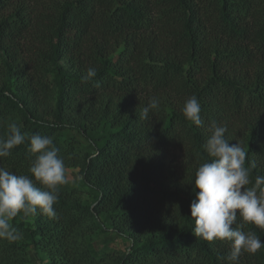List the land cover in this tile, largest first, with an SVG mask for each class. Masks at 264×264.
<instances>
[{
	"label": "trees",
	"instance_id": "trees-1",
	"mask_svg": "<svg viewBox=\"0 0 264 264\" xmlns=\"http://www.w3.org/2000/svg\"><path fill=\"white\" fill-rule=\"evenodd\" d=\"M193 95L200 126L182 112ZM213 120L264 175V0H0V138L12 121L51 136L69 181L55 218L11 221L0 264H231L190 213ZM28 143L0 167L30 176Z\"/></svg>",
	"mask_w": 264,
	"mask_h": 264
},
{
	"label": "clouds",
	"instance_id": "clouds-1",
	"mask_svg": "<svg viewBox=\"0 0 264 264\" xmlns=\"http://www.w3.org/2000/svg\"><path fill=\"white\" fill-rule=\"evenodd\" d=\"M96 75V69L90 67L83 79L91 80ZM159 106V100L153 97L141 110V119H147L149 112ZM182 112L192 124L201 125V104L195 95L186 100ZM210 132L203 147L211 159L199 164L192 181L194 199L190 213L195 222L194 233L207 241L230 242L226 259L231 264H239L242 253L254 254L264 248L259 236L243 230L244 224L264 229V175H257L253 182L251 173L256 162L250 161L246 166V151L240 143H229L226 127L213 120ZM26 139L27 150L34 155L29 167L31 175H18L0 167V238L9 241L21 238L11 223L18 215L28 218L39 210L55 218L54 204L58 201L59 188L69 182L65 161L53 138L40 134L29 137L15 121L8 124L7 138H0V158L9 157L11 150L24 144Z\"/></svg>",
	"mask_w": 264,
	"mask_h": 264
},
{
	"label": "rangeland",
	"instance_id": "rangeland-1",
	"mask_svg": "<svg viewBox=\"0 0 264 264\" xmlns=\"http://www.w3.org/2000/svg\"><path fill=\"white\" fill-rule=\"evenodd\" d=\"M70 134H71V133H70ZM70 134H69V135H70ZM71 135H73V136L77 137V135H76V134H71Z\"/></svg>",
	"mask_w": 264,
	"mask_h": 264
}]
</instances>
